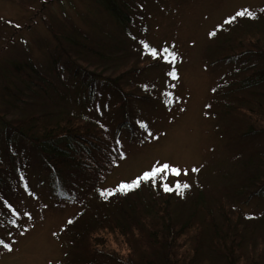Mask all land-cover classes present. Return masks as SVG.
I'll list each match as a JSON object with an SVG mask.
<instances>
[{
	"label": "rangeland",
	"instance_id": "obj_1",
	"mask_svg": "<svg viewBox=\"0 0 264 264\" xmlns=\"http://www.w3.org/2000/svg\"><path fill=\"white\" fill-rule=\"evenodd\" d=\"M243 10L251 16L236 17ZM259 39L264 0H0V160L13 159L19 177L3 190L18 212L16 221L0 212V241L12 247H0V264H59L62 228L81 208L80 191L71 199L57 188L26 141L6 140L5 120L45 112L70 111L99 126L115 160L105 190L153 166L179 168L165 182L191 185L186 216L194 202L205 204L218 218L236 219L247 244L264 249V190L248 193L264 175V132L242 133L236 105L245 107L231 83L264 67V54L220 56ZM85 70L98 77L95 91L78 74ZM239 92L264 102V83Z\"/></svg>",
	"mask_w": 264,
	"mask_h": 264
},
{
	"label": "trees",
	"instance_id": "obj_2",
	"mask_svg": "<svg viewBox=\"0 0 264 264\" xmlns=\"http://www.w3.org/2000/svg\"><path fill=\"white\" fill-rule=\"evenodd\" d=\"M108 4L112 13L122 18L121 11L113 8L111 1ZM248 52L264 54V42L259 39L256 45L247 42L238 48H226L220 56L229 58L234 54L233 60H237ZM16 68L21 70L20 65ZM78 74L83 83L96 90L99 81L94 72L85 70ZM243 74V78L235 77L231 82L237 85L232 96L239 97L245 107L236 105L244 110L240 112L247 126L242 133L264 132L261 95L251 97L239 92L264 83V67L244 70ZM231 83L227 87H232ZM123 97L121 103L125 105L129 95ZM4 125L7 142H12L14 136L26 141L40 157L44 172L51 173V180L56 177L57 188L71 199L74 189L80 191L81 208L69 217L61 231L65 252L59 264H264V249L247 244L244 231L232 216L218 218L212 209L197 201L186 216V190L183 196L174 191L166 193L157 181L155 187L151 182L142 183L127 194L102 196L101 193L116 190H105L100 185L115 160L106 151L99 126L82 115L70 111L32 113L5 120ZM12 164L11 158L0 160V212L16 221L18 211L3 196L9 180H19ZM256 165L259 168L262 163ZM255 184V189L248 190L250 195L262 193L264 175ZM50 188V193H55ZM69 220L73 222L69 224Z\"/></svg>",
	"mask_w": 264,
	"mask_h": 264
},
{
	"label": "snow or ice",
	"instance_id": "obj_3",
	"mask_svg": "<svg viewBox=\"0 0 264 264\" xmlns=\"http://www.w3.org/2000/svg\"><path fill=\"white\" fill-rule=\"evenodd\" d=\"M249 15L251 16V13L248 12L247 10H243V11H240V12H237L236 13V17H241V16H244V15ZM236 17H232L230 18L229 20H226L225 23H231L232 20H234ZM11 23V22H9ZM210 35H215V32L211 33ZM144 49L146 51H148V45L145 44L143 45ZM151 51V55L153 57H156L157 56V53L155 50H150ZM164 53H168L169 50L167 48L163 49L162 50ZM171 55V62H174L176 57H175V54H170ZM170 75L172 77H175L176 73L175 71H173L172 73H170ZM173 100L171 97H169L168 100L165 101V103H172ZM141 127L143 129H145L146 133H147V136H153V134L147 130V126L144 125V124H141ZM153 138H156V137H153ZM120 158H124L123 157V154H121V157ZM181 169L179 168H174V167H171L170 165L168 164H164L162 166H153L152 170L148 171V172H145L143 173L141 176H138L134 181H132L131 183H124L122 182L120 185H118L117 189L113 192H108V193H101L102 196H112V195H115L116 192H119L121 194H127L128 192L130 191H134L136 190L137 188H139L141 186L142 183H148V182H151L152 183V186L155 187L156 186V183H157V180L158 178H161V174H164L163 178L160 179V186L162 188V190L164 192H176L177 195H181L183 196L184 194V191L189 189L191 187L190 184H188L187 182H183L181 183L179 180L176 181L175 184L173 185H170L168 184L166 181L167 179V176L168 175H172V176H180L181 175ZM192 173H196L198 172V169L196 168H193L192 170ZM183 175H188V171L187 170H184L183 171ZM23 179V178H22ZM73 221L72 220H69L68 223L71 224ZM23 234V233H21ZM0 247H3L4 249L8 250V251H12V247L10 244L8 243H5L3 241H0Z\"/></svg>",
	"mask_w": 264,
	"mask_h": 264
}]
</instances>
